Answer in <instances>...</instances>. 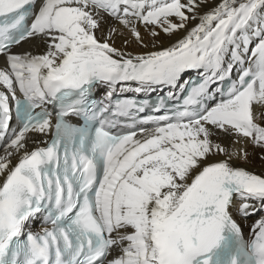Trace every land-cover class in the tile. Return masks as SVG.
Here are the masks:
<instances>
[{
    "label": "snow or ice",
    "instance_id": "snow-or-ice-1",
    "mask_svg": "<svg viewBox=\"0 0 264 264\" xmlns=\"http://www.w3.org/2000/svg\"><path fill=\"white\" fill-rule=\"evenodd\" d=\"M253 153L264 0H0V264H264Z\"/></svg>",
    "mask_w": 264,
    "mask_h": 264
},
{
    "label": "bare ground",
    "instance_id": "bare-ground-1",
    "mask_svg": "<svg viewBox=\"0 0 264 264\" xmlns=\"http://www.w3.org/2000/svg\"><path fill=\"white\" fill-rule=\"evenodd\" d=\"M248 169H250L253 172L259 173L262 171L261 161L258 159V156L256 153H253L251 161L246 165ZM255 219V217H253ZM251 223V221H245L244 224L248 227V225Z\"/></svg>",
    "mask_w": 264,
    "mask_h": 264
}]
</instances>
